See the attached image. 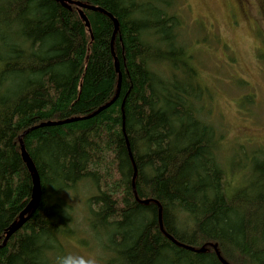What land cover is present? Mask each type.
Returning <instances> with one entry per match:
<instances>
[{"label": "trees", "instance_id": "trees-1", "mask_svg": "<svg viewBox=\"0 0 264 264\" xmlns=\"http://www.w3.org/2000/svg\"><path fill=\"white\" fill-rule=\"evenodd\" d=\"M73 1L119 31L84 10L90 33L56 0H0V245L32 201L21 140L42 187L0 264H54L73 233L69 194L86 181L106 264H264V152L242 151L233 188L178 0Z\"/></svg>", "mask_w": 264, "mask_h": 264}, {"label": "rangeland", "instance_id": "rangeland-1", "mask_svg": "<svg viewBox=\"0 0 264 264\" xmlns=\"http://www.w3.org/2000/svg\"><path fill=\"white\" fill-rule=\"evenodd\" d=\"M175 12L206 91L208 120L223 133L227 180L233 188L240 186L244 174L232 172L239 155L264 152V0H178ZM97 192L86 181L69 194L73 233L64 241V252H96L100 264H106V252L88 220L89 201Z\"/></svg>", "mask_w": 264, "mask_h": 264}, {"label": "water", "instance_id": "water-1", "mask_svg": "<svg viewBox=\"0 0 264 264\" xmlns=\"http://www.w3.org/2000/svg\"><path fill=\"white\" fill-rule=\"evenodd\" d=\"M56 1L60 2L65 7H69V8L71 6L77 7V9L79 10L80 17L84 21V23H85V25H86V27L90 33H92L91 25H90L88 18L86 17V15L84 13V10H89V11H93V12H101V13L107 15L113 21V23L115 25V34L119 31L120 25H119V22L117 21V19H115L113 17V15L107 13L106 11L101 9L100 7L82 4L80 2H76L73 0H56ZM115 34H114V36H115ZM116 67H117L118 73H120L118 62H116ZM119 75H120V79H119V92H120L121 74H119ZM119 92H118L117 97L119 96ZM117 97L112 102L105 105L104 107L99 109L96 113H94L93 115H91L87 118H83V119L82 118H76V119H71V120H68L65 122H60V123H52V122L44 123V124L39 125V127L33 128L31 130H36L37 128H42V127H46V126H57V125H62V124H68V123H73V122L81 121L84 119L92 118V117L98 115L99 113L103 112L107 108H109L114 103V101L117 99ZM27 133L28 132H26L25 134H27ZM20 145H21L23 160H24L25 164L27 165L29 171L33 175V183H34L33 196H32V201L30 202V204L24 209V211L20 214L18 220L9 229L3 244L0 245V249L5 248L9 242V240L18 231H20L23 228V226L33 217V215L35 214V212L38 210V208L40 206L41 198H42L41 179H40V176H39L38 171L36 169V166H35L33 160L31 159L30 155L28 154L22 140L20 141ZM145 203L147 204L148 202H145ZM160 220H161V208H160ZM170 239H172V238L170 237ZM201 251H204V249ZM218 255H219V253H218ZM222 261L224 262V264H227L223 259H222Z\"/></svg>", "mask_w": 264, "mask_h": 264}, {"label": "clouds", "instance_id": "clouds-1", "mask_svg": "<svg viewBox=\"0 0 264 264\" xmlns=\"http://www.w3.org/2000/svg\"><path fill=\"white\" fill-rule=\"evenodd\" d=\"M54 264H100V257L96 252L66 251L55 256Z\"/></svg>", "mask_w": 264, "mask_h": 264}, {"label": "bare ground", "instance_id": "bare-ground-1", "mask_svg": "<svg viewBox=\"0 0 264 264\" xmlns=\"http://www.w3.org/2000/svg\"><path fill=\"white\" fill-rule=\"evenodd\" d=\"M120 76V75H119ZM22 152V151H21ZM135 179V178H134ZM145 203V202H144ZM148 204V203H147Z\"/></svg>", "mask_w": 264, "mask_h": 264}]
</instances>
